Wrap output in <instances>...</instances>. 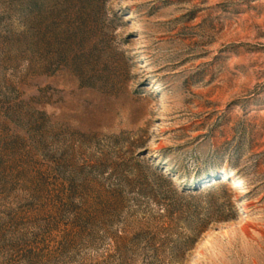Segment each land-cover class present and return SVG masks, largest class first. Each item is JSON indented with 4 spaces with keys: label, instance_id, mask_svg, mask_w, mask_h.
<instances>
[{
    "label": "rangeland",
    "instance_id": "rangeland-1",
    "mask_svg": "<svg viewBox=\"0 0 264 264\" xmlns=\"http://www.w3.org/2000/svg\"><path fill=\"white\" fill-rule=\"evenodd\" d=\"M36 1L0 0V264H264V0Z\"/></svg>",
    "mask_w": 264,
    "mask_h": 264
},
{
    "label": "trees",
    "instance_id": "trees-1",
    "mask_svg": "<svg viewBox=\"0 0 264 264\" xmlns=\"http://www.w3.org/2000/svg\"><path fill=\"white\" fill-rule=\"evenodd\" d=\"M33 2V1H32ZM45 5H46V3H45V0H38V1H36V3L33 5L34 7L32 8V7H30V9H31V11L32 10H34V9H36V10H38V11H43L44 10V8H45ZM54 9H56L57 8V3L55 2V4H54ZM55 37V36H54ZM57 38V37H56ZM54 41H56V39H54ZM62 53V50H61V48H60V54ZM230 172H233V170H230ZM211 173L209 172L208 173V175H210Z\"/></svg>",
    "mask_w": 264,
    "mask_h": 264
}]
</instances>
